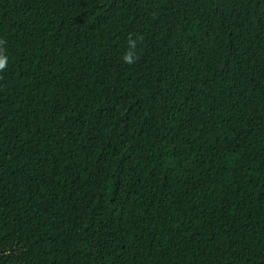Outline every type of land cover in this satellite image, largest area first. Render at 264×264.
<instances>
[{
	"label": "trees",
	"instance_id": "obj_1",
	"mask_svg": "<svg viewBox=\"0 0 264 264\" xmlns=\"http://www.w3.org/2000/svg\"><path fill=\"white\" fill-rule=\"evenodd\" d=\"M0 56V264H264V0H0Z\"/></svg>",
	"mask_w": 264,
	"mask_h": 264
},
{
	"label": "clouds",
	"instance_id": "obj_2",
	"mask_svg": "<svg viewBox=\"0 0 264 264\" xmlns=\"http://www.w3.org/2000/svg\"><path fill=\"white\" fill-rule=\"evenodd\" d=\"M125 61L128 63H131L132 61L128 59L127 56L124 57ZM5 66V59L0 56V69H2Z\"/></svg>",
	"mask_w": 264,
	"mask_h": 264
}]
</instances>
